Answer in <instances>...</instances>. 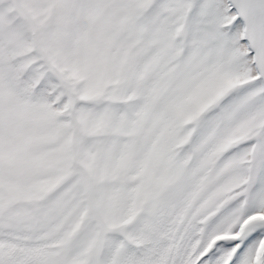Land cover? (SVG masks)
Returning <instances> with one entry per match:
<instances>
[{
  "label": "snow or ice",
  "instance_id": "snow-or-ice-1",
  "mask_svg": "<svg viewBox=\"0 0 264 264\" xmlns=\"http://www.w3.org/2000/svg\"><path fill=\"white\" fill-rule=\"evenodd\" d=\"M0 264H264V0H0Z\"/></svg>",
  "mask_w": 264,
  "mask_h": 264
}]
</instances>
